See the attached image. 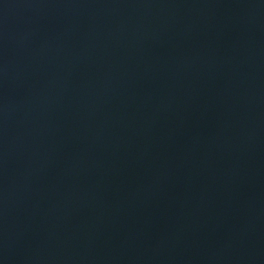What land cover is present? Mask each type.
I'll return each mask as SVG.
<instances>
[{
  "label": "water",
  "instance_id": "1",
  "mask_svg": "<svg viewBox=\"0 0 264 264\" xmlns=\"http://www.w3.org/2000/svg\"><path fill=\"white\" fill-rule=\"evenodd\" d=\"M193 264H264V257H252L230 260L209 261Z\"/></svg>",
  "mask_w": 264,
  "mask_h": 264
}]
</instances>
